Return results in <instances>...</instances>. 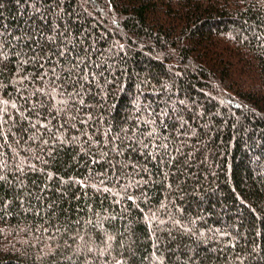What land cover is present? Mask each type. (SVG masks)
I'll return each mask as SVG.
<instances>
[{"label": "trees", "instance_id": "obj_1", "mask_svg": "<svg viewBox=\"0 0 264 264\" xmlns=\"http://www.w3.org/2000/svg\"><path fill=\"white\" fill-rule=\"evenodd\" d=\"M0 264H264V0H0Z\"/></svg>", "mask_w": 264, "mask_h": 264}]
</instances>
